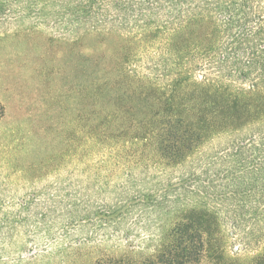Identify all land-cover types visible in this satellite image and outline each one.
<instances>
[{"label":"trees","instance_id":"16d2710c","mask_svg":"<svg viewBox=\"0 0 264 264\" xmlns=\"http://www.w3.org/2000/svg\"><path fill=\"white\" fill-rule=\"evenodd\" d=\"M9 25L88 50L87 158L113 166L134 147V163L157 166L143 193L121 174L127 198L98 216L114 215V229L133 213L143 232L116 230L126 251L94 264H194L208 237L199 221L264 264V0H0ZM117 86L144 97L134 119L111 102Z\"/></svg>","mask_w":264,"mask_h":264},{"label":"rangeland","instance_id":"374dc122","mask_svg":"<svg viewBox=\"0 0 264 264\" xmlns=\"http://www.w3.org/2000/svg\"><path fill=\"white\" fill-rule=\"evenodd\" d=\"M28 30L0 28V264H94L119 257L126 247L115 231H143L133 213L114 229V215L98 213L110 215L127 198L121 174L137 180L135 190L143 193L146 175L156 174L157 166L146 171L134 163V147L113 166L97 167L93 154L87 158L83 109L91 102L82 97L80 63L88 50L52 41L43 28ZM118 91L111 102L134 119L144 97ZM73 200L77 208L68 206ZM79 219L84 226L74 227ZM199 222L209 227L208 237L194 264H251L257 256L237 248L219 224Z\"/></svg>","mask_w":264,"mask_h":264}]
</instances>
